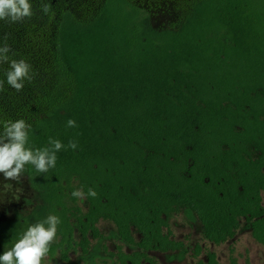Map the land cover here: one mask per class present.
<instances>
[{
	"label": "trees",
	"instance_id": "trees-1",
	"mask_svg": "<svg viewBox=\"0 0 264 264\" xmlns=\"http://www.w3.org/2000/svg\"><path fill=\"white\" fill-rule=\"evenodd\" d=\"M29 2L31 19L0 21V46L34 74L18 93L0 65V121L30 124L33 149L79 146L47 173L26 166L38 204L2 226L0 255L50 214L61 223L47 258L65 262L88 254L101 220L136 249L117 264L184 251L170 226L182 210L209 243L244 221L264 246V0H45L48 14ZM78 189L97 193L86 208ZM207 258L196 264H219Z\"/></svg>",
	"mask_w": 264,
	"mask_h": 264
},
{
	"label": "clouds",
	"instance_id": "clouds-1",
	"mask_svg": "<svg viewBox=\"0 0 264 264\" xmlns=\"http://www.w3.org/2000/svg\"><path fill=\"white\" fill-rule=\"evenodd\" d=\"M41 10L44 14L51 11L50 5L41 0ZM33 16L29 0H0V21L21 23ZM11 48L5 43L0 46V65L8 64L6 71L7 85L16 92H21L25 82L34 79L31 65L25 60L12 59L9 56ZM4 80H0V91L4 90ZM0 174L4 180L20 183L26 166H33L38 173H47L56 167L57 153L61 150H76L78 142L70 140L64 145L58 139L49 138L48 147L33 149L28 146L31 125L25 120L0 121ZM67 127H77L76 121L69 119ZM22 191V189H17ZM95 198L96 191L89 189L87 194L83 189L73 191V198L83 199L85 196ZM61 220L56 215H48L46 219L31 225L13 244L11 249L0 255V264H44L50 252L51 245L57 237L58 225Z\"/></svg>",
	"mask_w": 264,
	"mask_h": 264
},
{
	"label": "rangeland",
	"instance_id": "rangeland-1",
	"mask_svg": "<svg viewBox=\"0 0 264 264\" xmlns=\"http://www.w3.org/2000/svg\"><path fill=\"white\" fill-rule=\"evenodd\" d=\"M22 181L4 180L0 174V208L3 206L9 208V204H21L23 199L30 203L37 198L28 183L25 176ZM22 191H17V189ZM84 208L87 207L85 199H81ZM3 205V206H2ZM264 205V193H263ZM173 232V238L181 241L185 245V250L181 252H149V259L144 264H196L198 261L207 262V254L214 252L217 255L219 264H264V246L257 243L251 234L250 226L242 222L241 228L236 236L226 244L216 246L203 239L201 224L197 217L187 210H182L175 214L170 221ZM100 238L91 237V245L88 254H84L79 248L77 251L70 253L69 262H65L58 256L55 259L45 258L44 264H117L114 254L119 248L130 254L136 249L123 242L117 234L114 224L109 221L101 220L98 223ZM137 239L139 236L137 235ZM201 247L199 258L195 257V250Z\"/></svg>",
	"mask_w": 264,
	"mask_h": 264
},
{
	"label": "flooded vegetation",
	"instance_id": "flooded-vegetation-1",
	"mask_svg": "<svg viewBox=\"0 0 264 264\" xmlns=\"http://www.w3.org/2000/svg\"><path fill=\"white\" fill-rule=\"evenodd\" d=\"M22 176H24V175H22ZM25 178L28 180V178L26 176H25ZM30 188H31V186H30ZM38 200H39V197L37 194V198L33 201H30V203H26V201L23 199L21 204H17V203L9 204V208H7V209L5 207L7 205H5V206L2 205L3 207L0 208V232L2 231L3 225L16 222L18 218H20L21 216H24V215L28 214L29 212H31L32 209L38 204Z\"/></svg>",
	"mask_w": 264,
	"mask_h": 264
}]
</instances>
